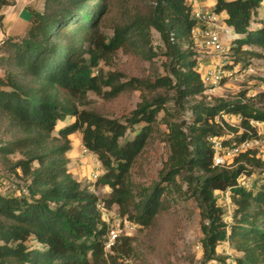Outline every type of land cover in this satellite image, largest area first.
I'll return each instance as SVG.
<instances>
[{
  "label": "trees",
  "instance_id": "16d2710c",
  "mask_svg": "<svg viewBox=\"0 0 264 264\" xmlns=\"http://www.w3.org/2000/svg\"><path fill=\"white\" fill-rule=\"evenodd\" d=\"M263 1L215 0L213 10L225 15L226 24L238 34L230 45L233 64L264 55L249 49L264 50V20L251 27ZM14 2L0 0V26L3 7ZM134 2L45 0L42 11L28 9L29 26L23 36L1 40L0 158L8 161V171L20 182L12 190L3 191L0 185V264H118L112 252L129 255L133 238L121 236L107 253L111 227L103 209L116 205L121 223L151 226L168 207L166 194L181 190L178 176L201 209L204 261L226 264L217 248L228 242L240 253L233 264H264V161L253 152L237 156L235 167L214 165L208 140L223 134L218 122L222 112L241 113L249 127L247 119L264 120V111L248 102L205 100L193 36L197 22L189 0H136V6ZM117 5L124 13L108 36L105 24ZM152 30L164 44L165 74L121 81L116 72L95 73L102 59L135 35L136 52L149 59ZM132 88L144 95L125 122L81 108L90 91L110 99ZM161 90L172 92V97L167 99ZM186 109L190 120H178ZM162 110L169 158L156 182L136 187L132 169ZM77 131L102 167L94 185L111 189L106 203L68 168L70 136ZM247 135L235 138L240 141ZM16 153L22 156L10 161ZM255 167L262 169V182L249 188L242 176ZM228 190L235 207L230 223L217 200V191Z\"/></svg>",
  "mask_w": 264,
  "mask_h": 264
},
{
  "label": "rangeland",
  "instance_id": "374dc122",
  "mask_svg": "<svg viewBox=\"0 0 264 264\" xmlns=\"http://www.w3.org/2000/svg\"><path fill=\"white\" fill-rule=\"evenodd\" d=\"M189 2L199 9L212 10L214 7V0H189ZM134 3L136 6V0ZM123 9V6L117 5L116 11L106 22L105 32L108 36L113 34L112 24L115 19H119L122 12L124 13ZM262 20H264V1L252 19L251 27H258ZM226 30L227 28L225 27L224 40L231 43L228 38L232 36L233 30L228 29L227 32ZM234 37H238V34ZM148 48H151V57L149 59L137 53L135 35L131 37L126 46L119 48L107 58L102 59L95 73L99 71L105 74L116 72L119 74L121 81H128L136 77L154 79L158 75L165 74V48L161 36L156 30H152L151 43ZM249 49L264 54L263 48L252 46ZM196 50L201 64H211L208 61V57L211 56L209 51L201 46H196ZM230 61L232 63L230 62L226 68L234 67L231 56ZM240 64L243 66L251 64L255 68L256 73L247 75L241 82H228L218 94L211 98L206 95L205 100L213 102L215 99H224L230 102H248L264 111V96L262 95L264 94V55L248 56ZM0 73H2L1 69ZM108 89L109 87H104V90ZM160 92L167 94L163 90ZM143 95L142 90L132 88L109 99L94 91H90L88 92L86 103L81 108L94 110L106 117L118 118L125 122L126 117L142 101ZM171 97L172 92L166 95L167 99ZM167 106L170 107L171 102H168ZM178 116V120H186L187 122L191 118V111L186 109L185 113H179ZM218 122H220L222 133L230 136V142L236 141L235 136L238 134L234 130L239 129V126H233L223 118H218ZM154 125L153 136L132 169V177L136 187H147L156 182L170 155V147L165 140V134L168 129L165 123L164 110L159 113L157 122ZM70 138L73 142V150L71 149L68 153L70 160L68 168L70 172L75 178L80 179L84 185H89L92 191L100 197V200L106 203L111 189L94 185L97 177H93V174H100L102 169L100 163H97L93 156L83 153L81 131L73 133ZM21 156L20 153H16L10 155L9 159L14 162ZM8 166V161L0 158V185L3 191L15 189L16 184L20 182L14 171H8ZM235 166L236 159L226 168ZM261 170L260 167H255L252 174L246 173L242 176L244 184L249 188L255 185L259 186L263 177ZM178 182L182 185L181 190L174 188L166 194L165 200L168 207L159 215L156 221L151 226L139 227L136 225V228L131 231L130 236L133 238L134 250L129 255L122 252H112V254L116 255L118 264H224L219 260L204 261L201 246L203 238L201 209L197 200L190 196L182 176H178ZM217 200L225 211L224 219L226 222H232L235 207L231 199V192L229 190L226 192L217 191ZM103 212V217L111 228L122 221L118 214L119 208L116 205L106 206ZM198 246L201 247L198 248ZM106 251L111 253L110 250ZM217 251L226 260V264H233L234 257L240 254L228 242L221 243Z\"/></svg>",
  "mask_w": 264,
  "mask_h": 264
},
{
  "label": "built area",
  "instance_id": "2783aa9c",
  "mask_svg": "<svg viewBox=\"0 0 264 264\" xmlns=\"http://www.w3.org/2000/svg\"><path fill=\"white\" fill-rule=\"evenodd\" d=\"M192 15L197 22L193 29L196 46H201L211 53V56L208 57V61L211 64L208 65L201 64L200 58L198 57L201 77L206 86L205 94L209 98L218 94L228 82H241L247 75L256 73L255 68L251 64L243 66L238 63L233 64L234 67L232 68H226L231 62V43L224 40V28H227L226 32L232 28L226 24L225 15L216 13L213 9H199L194 6ZM234 35L235 33L233 32L232 36H229L228 39L232 41L235 38H233ZM219 118H223L233 126H239V129L235 131L238 135L243 133H247L248 135L240 141L236 140L233 142H230V136L224 134L210 136L208 140L214 151V165L228 167L240 154L253 152L264 161L263 119L253 117L247 119L249 123L248 127L243 124L245 117L241 113L222 112ZM83 153L93 156V159L98 163L95 155L85 146H83ZM98 176L99 173L93 174V177ZM134 228H136V224L127 220L113 226L108 232L105 249L111 250L113 244L119 237L125 235L130 236ZM200 247L198 246V248Z\"/></svg>",
  "mask_w": 264,
  "mask_h": 264
},
{
  "label": "crops",
  "instance_id": "0c3cea01",
  "mask_svg": "<svg viewBox=\"0 0 264 264\" xmlns=\"http://www.w3.org/2000/svg\"><path fill=\"white\" fill-rule=\"evenodd\" d=\"M44 3L45 0H15L13 4L3 7L4 18L0 26V42L9 36H23L29 26L30 13L28 9L34 8L42 11Z\"/></svg>",
  "mask_w": 264,
  "mask_h": 264
}]
</instances>
